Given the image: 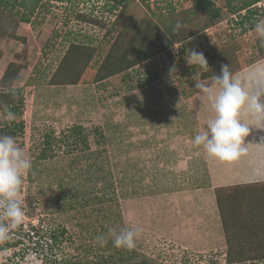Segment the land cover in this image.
Segmentation results:
<instances>
[{
  "label": "rangeland",
  "instance_id": "374dc122",
  "mask_svg": "<svg viewBox=\"0 0 264 264\" xmlns=\"http://www.w3.org/2000/svg\"><path fill=\"white\" fill-rule=\"evenodd\" d=\"M20 1L24 5L5 8L18 17L26 13L30 22L19 23L21 38H0V78L10 62L18 65L22 80L12 87L20 90L24 102L19 111L9 110L12 119L0 111V125L23 122L14 138L33 167L20 194L23 223L12 230L34 225L43 236V227L64 224L83 235V243L96 247L92 229L102 219L94 210V194L105 188L114 190L119 200L121 227L142 229L133 248L138 253L161 264H226L214 189L248 182L264 189V175L259 176L264 154L248 144L244 155L224 162L192 143L208 120L209 108L194 84L210 78L201 77L204 67L193 64L188 53L195 49L206 60L212 55L220 59L218 64L228 61L229 54L238 69L243 67L237 75L264 64L253 31V24L264 19V9L241 25L235 20L239 14L228 7L239 0H214L220 16L203 28L207 16L193 8V0H127L124 11L118 0ZM118 13L125 23L144 27L150 21L154 31L166 36L167 28L179 21L191 36L94 81L95 69L123 29L112 24ZM71 43L94 49L86 70L77 83H49ZM76 126L82 129L72 131ZM6 241L0 242V264H53V254L42 243L24 238L5 247ZM93 256L89 252L83 259L93 261Z\"/></svg>",
  "mask_w": 264,
  "mask_h": 264
},
{
  "label": "trees",
  "instance_id": "16d2710c",
  "mask_svg": "<svg viewBox=\"0 0 264 264\" xmlns=\"http://www.w3.org/2000/svg\"><path fill=\"white\" fill-rule=\"evenodd\" d=\"M39 1L34 0V3H38ZM258 1L260 0H239L237 5H230V2H228L229 11L233 14H239V19L236 18L235 20L241 25H245L252 16L257 14L258 8L254 4ZM17 4L22 6L24 5V1L0 0V38H21L22 36L17 33L19 23L30 22L29 16L26 13H22L18 17L16 11L5 8V6L14 8L18 6ZM117 5L124 11L127 7V0H118ZM193 8L206 14L209 23H204L203 28L204 26L211 25L212 20L220 16V9L215 7L214 0H193ZM243 11L244 13H242ZM123 18L124 15L119 13L114 17L112 24H121L123 29L118 32L108 53L95 69L92 79L94 81L106 79L113 74L133 67L143 60L168 49L174 43H180L191 36V34L187 33L185 27L174 31L175 27L170 26L166 30L169 35L166 36L164 32L154 31V25L150 21H147L143 27L144 23H140L139 25L125 23ZM259 47L262 50L261 57L263 58L264 46L260 44ZM93 54V48L74 43L69 44L59 64L51 74L49 83H77L81 78V73L86 70L87 63L91 60ZM231 59V56L228 54V61L222 59V62L218 64L220 59L208 55L209 69H204L200 74L201 77L205 79L211 78L212 75H218L221 65H227V63L233 73L243 68L238 69L237 63L231 61ZM230 65H233V67ZM19 70L20 67L18 65L10 62L0 78V86L2 87V90H0V111H19L23 106L24 99L19 92L20 90L12 87L14 82L22 80ZM75 128L82 129L81 126H76L72 128V131ZM22 130V121L0 125V135H11L14 137L18 132H22ZM76 134L81 135V132H76ZM86 138V136L82 138L85 146L87 145ZM259 185L257 182H248L231 186H219L214 189L227 245L225 252L226 264H252L256 261L264 260V189H260ZM104 189L101 188L98 190L99 192L97 191L94 194L97 204L93 205L99 221L102 219L104 223L101 221L98 229H92L95 235L105 236L107 243L104 247H100L97 243L96 247L86 244V242L83 243V235H80L76 230H73L74 233H72L69 227L64 224L47 226L45 230V227H43L42 230L40 229L42 232L44 231L43 236L38 234V229L34 225H28L25 229L19 228V230L14 231L11 229L8 239L13 234H18L17 232H20V234H18L15 242L7 243L6 241L5 247L19 244L24 238H27L29 242L35 245L42 243L53 254V264H89V262L91 264H161L153 258H148L144 253H138L134 249L128 250L113 246V238L109 233V229L116 228L119 230L122 228L120 203L116 199V195H113L115 193L114 190L112 193L109 192L110 189L107 191ZM231 189L234 191L227 192L231 191ZM83 201L84 199L81 202ZM37 236L40 238H37ZM89 252L94 255V260L86 262L87 260L83 259V256ZM137 256L141 257V259L135 262L132 261Z\"/></svg>",
  "mask_w": 264,
  "mask_h": 264
},
{
  "label": "clouds",
  "instance_id": "9594fccd",
  "mask_svg": "<svg viewBox=\"0 0 264 264\" xmlns=\"http://www.w3.org/2000/svg\"><path fill=\"white\" fill-rule=\"evenodd\" d=\"M183 27L177 22L174 31ZM253 31L264 46V19L254 23ZM193 64L209 69L202 52L189 51ZM194 87L206 97L212 116L192 140L195 146H202L209 157L220 161L236 160L247 152L245 140L254 130L264 132V64H256L247 72L237 75L229 65H221L218 75H212L207 83L197 81ZM9 119L14 118L7 111ZM264 142V136L260 137ZM32 161L18 146L11 135H0V242L9 238L11 229L23 223L20 194L24 178L32 170ZM142 232L141 228H110L113 246L131 250ZM100 247L107 243L105 236L98 235Z\"/></svg>",
  "mask_w": 264,
  "mask_h": 264
},
{
  "label": "crops",
  "instance_id": "0c3cea01",
  "mask_svg": "<svg viewBox=\"0 0 264 264\" xmlns=\"http://www.w3.org/2000/svg\"><path fill=\"white\" fill-rule=\"evenodd\" d=\"M208 107L209 108H207L208 110L206 112V119H209L212 116V112H211L209 104H208ZM252 134L253 135H251V138L250 137H248V139L246 138L245 142L246 143L251 142V143H249L250 147H253L254 149H257L258 151L261 150V152L264 154V142H261V140H260V137L264 136V132H260V131L254 130L252 132ZM261 175H264V172H261L259 176H261ZM216 176L219 177V174L217 173ZM223 236H220V238L223 239L224 238Z\"/></svg>",
  "mask_w": 264,
  "mask_h": 264
},
{
  "label": "built area",
  "instance_id": "2783aa9c",
  "mask_svg": "<svg viewBox=\"0 0 264 264\" xmlns=\"http://www.w3.org/2000/svg\"><path fill=\"white\" fill-rule=\"evenodd\" d=\"M254 5H255V6L258 8V10H260V12H261V11H262V8L264 9V0H260V1L256 2ZM242 13H244V11H243Z\"/></svg>",
  "mask_w": 264,
  "mask_h": 264
}]
</instances>
